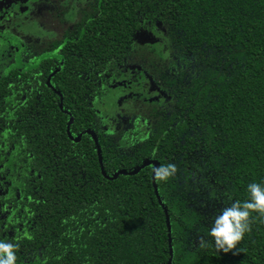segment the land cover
I'll return each mask as SVG.
<instances>
[{
	"label": "trees",
	"instance_id": "1",
	"mask_svg": "<svg viewBox=\"0 0 264 264\" xmlns=\"http://www.w3.org/2000/svg\"><path fill=\"white\" fill-rule=\"evenodd\" d=\"M22 1L62 30L20 39L0 75V241L16 264H264V217L228 253L208 235L264 185V0ZM156 22L165 59L135 40ZM146 76L165 103L103 124L96 103Z\"/></svg>",
	"mask_w": 264,
	"mask_h": 264
},
{
	"label": "rangeland",
	"instance_id": "2",
	"mask_svg": "<svg viewBox=\"0 0 264 264\" xmlns=\"http://www.w3.org/2000/svg\"><path fill=\"white\" fill-rule=\"evenodd\" d=\"M73 1L77 5V3H82L84 0H70L69 3ZM28 18L33 19V28L28 27L25 22L22 23ZM73 21L69 20L70 23ZM65 22L69 23L66 19ZM61 30L62 27L59 26L58 22L45 18L40 14L37 7L30 10V8H26L22 0H0V75L14 64L16 53L14 36L21 39L35 38L38 41L52 40L59 37ZM163 31V26L156 22L152 31H138L135 40L140 44L151 47L159 57L165 59L169 47ZM118 83L120 85L118 90L120 91L113 95L110 93L107 99L96 103V114L103 124H106L105 121L114 113L126 112L130 106H133L135 101L143 102L144 100L160 105L165 103L163 100L167 94L156 87L147 76L141 80L139 86H137V83L129 84L125 79H120ZM123 88H126V90L124 91ZM114 130L115 127H112L113 132Z\"/></svg>",
	"mask_w": 264,
	"mask_h": 264
},
{
	"label": "clouds",
	"instance_id": "3",
	"mask_svg": "<svg viewBox=\"0 0 264 264\" xmlns=\"http://www.w3.org/2000/svg\"><path fill=\"white\" fill-rule=\"evenodd\" d=\"M178 171L174 164L154 167V179L167 181ZM249 199L236 201L230 207H225L214 218L208 235L213 238L217 251L228 253L236 249L246 232L250 231L253 213L264 217V185L251 183L247 187ZM199 243L205 245L204 237L201 236ZM17 245L0 241V264H16Z\"/></svg>",
	"mask_w": 264,
	"mask_h": 264
},
{
	"label": "flooded vegetation",
	"instance_id": "4",
	"mask_svg": "<svg viewBox=\"0 0 264 264\" xmlns=\"http://www.w3.org/2000/svg\"><path fill=\"white\" fill-rule=\"evenodd\" d=\"M83 3V2H82ZM81 3V4H82ZM2 35V34H1ZM15 38V46H16V44L19 42V40L21 39V38H16V36H14ZM13 39V40H14ZM17 54V47H16V53H15V55ZM13 65H17V60L15 59V61H14V64ZM99 118V117H98ZM101 121V120H100Z\"/></svg>",
	"mask_w": 264,
	"mask_h": 264
},
{
	"label": "water",
	"instance_id": "5",
	"mask_svg": "<svg viewBox=\"0 0 264 264\" xmlns=\"http://www.w3.org/2000/svg\"><path fill=\"white\" fill-rule=\"evenodd\" d=\"M145 164V163H144ZM169 264V263H168Z\"/></svg>",
	"mask_w": 264,
	"mask_h": 264
}]
</instances>
